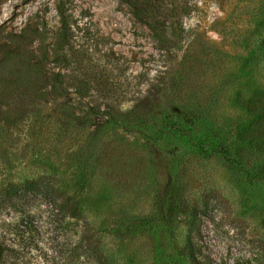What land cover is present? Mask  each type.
Here are the masks:
<instances>
[{
  "label": "rangeland",
  "instance_id": "374dc122",
  "mask_svg": "<svg viewBox=\"0 0 264 264\" xmlns=\"http://www.w3.org/2000/svg\"><path fill=\"white\" fill-rule=\"evenodd\" d=\"M58 1L0 0L1 65L38 74L0 73V187L79 217L0 201V264H264V0H158L170 46L122 0L66 1L60 46Z\"/></svg>",
  "mask_w": 264,
  "mask_h": 264
},
{
  "label": "trees",
  "instance_id": "16d2710c",
  "mask_svg": "<svg viewBox=\"0 0 264 264\" xmlns=\"http://www.w3.org/2000/svg\"><path fill=\"white\" fill-rule=\"evenodd\" d=\"M68 0H59L56 4V11L59 17V32H58V45L63 46L65 43H68V39H71V23L72 20L70 12L66 10L64 7V3ZM126 4L129 5L133 15L137 17L138 19H146L147 25L149 29L151 30L152 36L155 38L156 42L159 43L160 46H170L171 44L176 45L178 41H180V37L176 35L173 39V43L171 37L166 36V27H167V19L166 13L163 15H159V12H157V8L160 5L158 0H122ZM4 59V65H1L0 63V73L5 72L8 70V73H10L9 69L11 70L10 76H12V80L15 81L16 84L21 86H33L36 82V79L34 78V75L38 77V74L33 71L34 73L31 74V68L34 66L29 65L27 63L20 64L19 62H13L11 66L6 65V61L8 60ZM2 62V61H0ZM2 75H0L1 77ZM83 84L77 83L76 91L78 90V93L83 92ZM110 120L114 121L113 117L110 115ZM194 138V137H193ZM198 141V140H197ZM40 189H43V193L41 196L44 198H48L49 200L54 201L58 212H62L63 215H67L73 218L79 217V208L76 203L70 204L68 202V198H63L60 193L55 191L46 181L44 180H27L23 183H15V182H8L4 186L0 187V201H7L8 207L12 209V211H15V219L14 223H19L23 221L29 220V217H33V215H29L28 213L20 214L16 211L17 208L20 206V198L21 195L25 194L27 191L34 190L33 192L39 191ZM25 198V197H23ZM22 198V199H23ZM171 198V200L169 199ZM57 201V203L55 202ZM171 202H173V196L168 197L167 204V212L168 215H170L169 212H171ZM170 204V205H169ZM23 215V216H22ZM15 228H10L7 230L8 233H14L18 234L16 231H14ZM19 237H21L18 234ZM11 241V240H9ZM5 249L10 250L11 252L15 250L9 248L8 246H5ZM4 255L2 254V251L0 250V263L4 260ZM6 260H4L5 263Z\"/></svg>",
  "mask_w": 264,
  "mask_h": 264
}]
</instances>
